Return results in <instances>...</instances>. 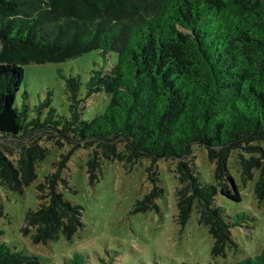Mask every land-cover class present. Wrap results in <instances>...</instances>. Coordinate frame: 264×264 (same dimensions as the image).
Masks as SVG:
<instances>
[{"label":"trees","instance_id":"16d2710c","mask_svg":"<svg viewBox=\"0 0 264 264\" xmlns=\"http://www.w3.org/2000/svg\"><path fill=\"white\" fill-rule=\"evenodd\" d=\"M91 50L106 61L86 79L83 94L80 77L65 76L67 117L54 107L42 118L32 116L25 98L17 104L24 64L61 62ZM99 91L109 94L106 106L84 118L82 103ZM43 128L91 148L90 178L102 157L125 166L148 159L152 186L135 200L134 211L158 210L157 161H175L177 219L185 223L194 206L212 236L211 257L236 253L231 227L252 228L256 216L229 213L218 199L242 202V186L252 181L264 214V0H0V137L20 140L16 156L0 147L3 186L22 191L36 177L48 147L24 138ZM75 144L36 184L37 208L25 216L35 243L71 242L78 232L82 206L65 197L71 185L61 174ZM195 145L215 161L213 182L189 163ZM40 258L0 240V264H40ZM61 261L93 264L81 249ZM231 264H264V246Z\"/></svg>","mask_w":264,"mask_h":264},{"label":"rangeland","instance_id":"374dc122","mask_svg":"<svg viewBox=\"0 0 264 264\" xmlns=\"http://www.w3.org/2000/svg\"><path fill=\"white\" fill-rule=\"evenodd\" d=\"M110 55L111 60L115 61V53L110 52ZM105 61L98 50H91L61 62L24 64V78L17 92V104L20 105L22 98H25L23 102L32 116L39 112L42 118L49 107H54L58 114L67 117L70 102L65 91V76L78 75L81 80L80 93L83 94L86 79L93 70L103 67ZM108 99L109 94L105 92L93 93L82 103L81 115L90 119L104 109ZM42 104L43 107L39 109ZM30 139L48 147V151L44 159L35 165L36 177L24 185L22 191L0 183V202L4 206V215L0 219V240L39 255L40 264H62V255H70L74 249L85 251L87 260L93 264H107L110 254L115 259L112 264H231L258 253L264 246V214L254 198L252 181L242 186V202L218 199L229 213L253 212L256 219L249 220L252 228L231 227V236L240 250L212 258V236L199 221L196 208L193 206L185 223L181 224L177 219L176 190L179 184L174 170L175 161H157L163 186L162 195L156 198L158 210L134 211L135 200L142 198L152 186L147 177L148 159L143 158L132 166H125L120 161L102 157L104 164L101 170L90 178L86 160L91 148L77 147L74 139L58 137L45 128L31 131L24 138L25 143ZM19 143L18 139L0 137V147L8 150L12 156H16ZM72 144L76 147L61 174L71 185V189L64 190L65 197L82 206V212L77 216L82 217L83 223L79 220L78 232L71 242L60 237L47 243H35L30 237L31 226L26 225L25 216L28 211L37 208L36 184L44 175L54 171V162ZM194 147V157L189 163L195 165L205 181L213 182L214 159L209 161L204 147ZM226 173L227 168L223 176L230 184ZM184 193L188 194V191ZM25 228L29 231H25Z\"/></svg>","mask_w":264,"mask_h":264}]
</instances>
